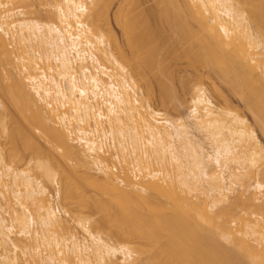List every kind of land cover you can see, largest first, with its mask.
Wrapping results in <instances>:
<instances>
[{
    "label": "bare ground",
    "instance_id": "bare-ground-1",
    "mask_svg": "<svg viewBox=\"0 0 264 264\" xmlns=\"http://www.w3.org/2000/svg\"><path fill=\"white\" fill-rule=\"evenodd\" d=\"M46 1L0 0V264H264V146L204 86L264 137V0Z\"/></svg>",
    "mask_w": 264,
    "mask_h": 264
},
{
    "label": "rangeland",
    "instance_id": "rangeland-1",
    "mask_svg": "<svg viewBox=\"0 0 264 264\" xmlns=\"http://www.w3.org/2000/svg\"><path fill=\"white\" fill-rule=\"evenodd\" d=\"M43 1V0H42ZM44 1H46V0H44ZM48 1V0H47ZM46 1V2H47ZM50 1H52V0H50ZM50 1H48L47 2V8L48 9H52L53 8V1L52 2H50ZM56 1V0H55ZM54 1V2H55ZM138 1H139V3H138ZM136 3H138V5H140L139 6V8H140V10L141 9H143V10H145V9H149V7H150V9H152L153 7H155V5L153 6V4H154V2H155V0H138ZM45 2V3H46ZM135 2V1H134ZM141 2V3H140ZM38 3V2H37ZM44 3V2H43ZM119 3H120V1H118V2H116V4H114L113 6H112V8H111V14L113 15L114 13H115V11L117 10V7H118V5H119ZM136 3L134 4V5H136ZM36 5H38V4H36L35 3V6ZM116 5V6H115ZM150 5V6H149ZM37 7V6H36ZM45 7V9H47ZM138 7V6H137ZM147 7V8H146ZM38 9H40L41 8V10L43 11V9H42V7L40 6V4L38 5V7H37ZM44 8V7H43ZM139 8H137L138 10H139ZM113 10V11H112ZM45 11V12H44ZM41 14H39V17H38V15L35 17V15L36 14H34V15H31V17L33 18V16L36 18V19H38V20H41V21H43V18L45 19V16L47 17L48 15H44V16H42L43 14H46V10H44ZM52 11H54V9H52ZM40 16H42V18L40 17ZM34 18V19H35ZM40 18V19H39ZM48 20H49V18H47ZM44 21H46V19L44 20ZM112 26H113V29H114V31L116 32V35H117V37H118V39L119 40H121V41H123V36H122V32H121V29H119V26L118 25H116L115 23H113L112 24ZM118 27V28H117ZM179 67V68H178ZM185 68H188L187 67V64L186 63H184L183 65H177V66H175V69L177 70H179L180 69V71L182 70V69H185ZM215 76H211L210 78H205L204 79V81H205V83H204V86L206 87V89H207V92H208V94L211 96V98H212V100H213V102L216 104V105H223V103L225 102V98L226 99H228L229 101H230V103L232 104L231 106L234 108V109H238L239 110V112H240V114L243 116V117H245L248 121H250L249 123L252 125V126H254V129H255V132H256V134H257V136H258V138H259V140L261 141V144L264 146V137L262 136V134H261V131H259V128H255V127H258V126H255V124L253 123L254 121H253V118H252V114L245 108V106L243 105V102L240 100V99H238L237 97H235L234 95H232L231 94V92H230V90H229V88L224 84V83H222L220 80V78L218 77L217 78V76H216V78H214ZM0 81H5V79L3 78V76H0ZM157 85H154V91H153V95L155 96V97H158L159 96V94H160V89H158V86L156 87ZM181 88L178 86V84H177V94H175L176 95V97H175V100H173L174 102H172V104L174 105L175 103H179V102H184V100L186 99L185 97H187L188 98V96L189 95H186V94H184L183 93V91L182 90H180ZM183 98H184V100H183ZM174 99V98H173ZM180 99V100H179ZM1 100V99H0ZM177 100V101H176ZM172 101V100H171ZM186 101V100H185ZM152 103H153V105L155 106V108H157L158 110H161V111H165L166 110V112H168V114H170V116L172 115V117H177V116H180V115H183V116H187L189 113H188V111H189V107H187V103L188 102H186L185 103V105L186 106H183V103H179V106L182 104V106H180V107H178L177 108V110H174L173 109V107H172V104H171V102H170V104L168 103V105L167 106H163L159 101H158V99L156 98L155 100H153L152 101ZM189 106V105H188ZM165 109V110H164ZM175 117V118H176ZM18 119L17 121H18V125H19V123H20V126H19V128L21 129V127H22V129L23 130H25V131H28L29 133H30V129H28V127H27V125H25L24 124V122H22L19 118L20 117H18V116H16L15 117V119ZM15 124V125H14ZM17 123H12L11 122V125H10V123H9V126H10V128H11V126L13 127V125L14 126H16V127H18V125H16ZM31 134V133H30ZM35 135V137H36V139H40L39 140V142H41L42 144L41 145H44L43 144V141H42V139L41 138H39L36 134H34ZM195 136L196 137H198V138H201L202 137V134L201 133H199V132H195ZM1 138V137H0ZM1 141H0V143L2 142H5V141H2V140H4V138H2V139H0ZM17 140H19L18 139V136H17ZM1 143V144H2ZM17 143H19V141L17 142ZM4 144V143H3ZM9 145V144H8ZM29 154V152H25V154ZM22 163V162H21ZM19 164V166H21L22 168H25V166H27V165H24V166H22V164H25L24 162L22 163V164ZM55 185V184H54ZM53 184H51L50 185V187H49V190H51V189H53L54 187H56V185L54 186ZM52 186H53V188H52ZM54 190V189H53ZM50 192H52V190L50 191ZM54 192V191H53ZM52 192V193H53ZM63 201H61V203H62ZM55 203V202H54ZM65 200H64V203H62L61 204V209L63 210L64 209V206H65ZM63 206V207H62ZM66 206H67V204H66ZM69 206H71V205H68V207L67 208H69ZM76 208V207H75ZM66 209V208H65ZM77 209H78V207H77ZM75 211V210H74ZM77 212V211H76ZM75 212V213H76ZM85 213H83L82 215H87L88 217H91V218H96V219H99L98 217H100V215H99V213H96L97 211H95V209H94V206L91 204V207L89 208L88 207V209H86L85 211H84ZM63 215H65L64 214V212L62 213ZM98 214V215H97ZM68 218V217H67ZM71 224L73 225L74 223H73V220H72V222H71ZM75 225V224H74ZM76 226V225H75ZM78 230H80L79 228H78ZM113 229L112 228H110L109 227V225H107V227L105 228V232H107V234L109 233V232H114V230L112 231ZM110 234V233H109ZM118 234V233H117ZM120 234V235H119ZM118 235H119V237H118V235H117V238H116V243H120V242H122V244H127V245H129V246H131L134 250H136V248H138V245H139V241H137L138 240V238H135V239H130L129 238V240H128V237L126 238L125 236H123V234H122V237H121V233H119ZM114 238V239H115ZM124 238V239H123ZM126 238V239H125ZM126 240V241H125ZM140 240V239H139ZM119 241V242H118ZM141 241V240H140ZM142 242V241H141ZM140 246H141V244H140ZM136 252V251H135ZM136 255L137 256H140L141 258H146V255L145 254H139V253H136Z\"/></svg>",
    "mask_w": 264,
    "mask_h": 264
}]
</instances>
